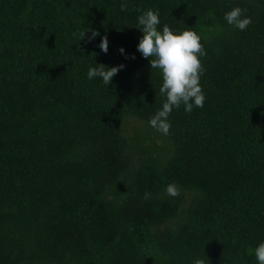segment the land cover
Returning a JSON list of instances; mask_svg holds the SVG:
<instances>
[{"label": "trees", "instance_id": "1", "mask_svg": "<svg viewBox=\"0 0 264 264\" xmlns=\"http://www.w3.org/2000/svg\"><path fill=\"white\" fill-rule=\"evenodd\" d=\"M149 9L206 52L204 105L174 107L168 135L137 50ZM99 64L124 67L107 86ZM261 242L264 0H0V264H258Z\"/></svg>", "mask_w": 264, "mask_h": 264}, {"label": "clouds", "instance_id": "2", "mask_svg": "<svg viewBox=\"0 0 264 264\" xmlns=\"http://www.w3.org/2000/svg\"><path fill=\"white\" fill-rule=\"evenodd\" d=\"M121 11L127 10V3L122 2ZM246 9L234 7L225 13V20L239 30H246L252 23L251 17L245 16ZM158 11L149 9L138 17L137 27L143 32V36L137 45V50L144 58H150L151 69H159L162 75V85L159 89L161 96L166 100L162 109L150 118L149 124L157 131L168 135L171 124L168 120L173 108L184 105L186 112H191L193 107L202 108L205 95L200 85V76L204 72V67L200 57L206 55L201 36L192 29L181 32H174L167 24L158 29L160 25ZM99 35L93 30L89 39H94ZM85 36V32L80 33V40ZM105 53L108 51V39L104 36L99 45ZM123 53L124 49L121 48ZM135 58L134 56L132 57ZM124 65L107 67L99 64V67H90L87 76L91 80L99 77L105 85H109L113 77ZM168 195H179V189L170 184L166 188ZM150 194L145 193V198ZM254 254L258 264H264V242H261L255 249ZM193 264H205L203 259H196Z\"/></svg>", "mask_w": 264, "mask_h": 264}]
</instances>
